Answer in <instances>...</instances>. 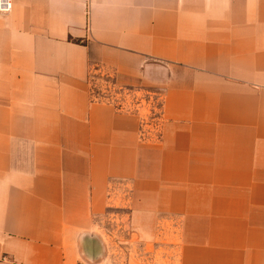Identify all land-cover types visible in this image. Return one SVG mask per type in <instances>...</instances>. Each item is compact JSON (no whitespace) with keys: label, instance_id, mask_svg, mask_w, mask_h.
Wrapping results in <instances>:
<instances>
[{"label":"crops","instance_id":"1","mask_svg":"<svg viewBox=\"0 0 264 264\" xmlns=\"http://www.w3.org/2000/svg\"><path fill=\"white\" fill-rule=\"evenodd\" d=\"M12 2L0 264H111L94 229L117 190L171 264H264V0Z\"/></svg>","mask_w":264,"mask_h":264},{"label":"rangeland","instance_id":"2","mask_svg":"<svg viewBox=\"0 0 264 264\" xmlns=\"http://www.w3.org/2000/svg\"><path fill=\"white\" fill-rule=\"evenodd\" d=\"M90 81L95 93L100 90H108L109 92V89H115L117 92V89L114 86L109 85L110 78H107V76L102 75L98 71L91 72ZM139 97L141 98L142 96L139 95ZM143 97L144 99H147L146 95ZM152 105L159 106L157 97H153V99L151 100L150 106L152 107ZM115 193L116 197L109 200V208H107L108 211L106 212V214H109L105 217L107 219H104V214H101L99 217H97L96 220L99 227L94 229V233L97 234L102 241L105 237L108 244L109 241L112 243L113 254H116V256L114 257L112 255L114 258H112L111 264H126V262L128 264H171V260L169 261V258H172L173 255L166 254V252H152V246H148L147 248L143 246L140 241H137L135 239V230L128 223L127 217H125V215L127 214V208L120 207V205L127 204V193H122L118 190ZM121 195L122 197H120ZM123 214L125 215L121 221L120 216H122ZM105 221L106 223L104 224ZM126 241H128V243H126ZM126 247H128V250H132V253H128V256L125 252ZM121 248L124 249V256H122V259L119 256ZM129 256L133 261L129 260L128 262L127 259L129 258ZM107 263L110 264L109 261ZM80 264H104V258H101L100 261H93L83 258L81 259Z\"/></svg>","mask_w":264,"mask_h":264},{"label":"built area","instance_id":"3","mask_svg":"<svg viewBox=\"0 0 264 264\" xmlns=\"http://www.w3.org/2000/svg\"><path fill=\"white\" fill-rule=\"evenodd\" d=\"M13 7L12 0H0V15H6L11 12Z\"/></svg>","mask_w":264,"mask_h":264},{"label":"water","instance_id":"4","mask_svg":"<svg viewBox=\"0 0 264 264\" xmlns=\"http://www.w3.org/2000/svg\"><path fill=\"white\" fill-rule=\"evenodd\" d=\"M99 257H101V256H99ZM99 257H96V258L94 257V258L88 259V260H93L94 261V260H97Z\"/></svg>","mask_w":264,"mask_h":264}]
</instances>
